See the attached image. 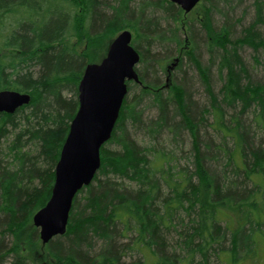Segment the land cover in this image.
Wrapping results in <instances>:
<instances>
[{"label": "trees", "instance_id": "trees-1", "mask_svg": "<svg viewBox=\"0 0 264 264\" xmlns=\"http://www.w3.org/2000/svg\"><path fill=\"white\" fill-rule=\"evenodd\" d=\"M252 6L254 19L235 39L230 38L233 28L227 20L219 29L207 27L210 38L207 39L208 64L202 63L193 45L183 51L209 98L207 106L192 99L194 93L183 80L171 82L164 92L163 85L151 81V77H155L151 65L146 64L138 74V95L131 100L123 99L111 136L100 146L99 168L92 181L73 197L65 233L44 244L55 264H192L193 252H198L201 257L198 264H207V249L219 242L220 232L224 231H220L217 224L218 208L224 206L244 212L245 220L254 214L257 201L252 194L238 198L239 194L229 180L217 181L208 163L213 157L207 149L213 145L200 135L207 124L205 116L210 111L215 115L214 122L222 123V103L232 108L240 107V113L251 106L260 112L264 110V82L251 81L238 50L243 46L253 50L264 48L258 30L264 25V0H253ZM180 13L181 9L169 0H0V49H11L0 57V89L28 92L29 102L16 111L29 107L26 122L31 117L35 119L28 139L35 144L33 157L26 159L18 151L13 154L17 162L13 169L0 162V237L32 221L33 213L45 204L51 193L54 167L69 122L77 109V84L86 64V56L69 47L65 39L70 36L88 40L110 38L129 28L135 34L132 44L138 51L139 48L143 52L152 47L160 49L166 39L174 40L180 46L185 40L179 38L176 30L162 26V21H177ZM205 21L208 25L207 10L201 21L204 27ZM191 37L194 45L197 44ZM143 52H140L139 62L149 59ZM150 59L161 62L157 56ZM214 60L218 62L217 72L222 80L218 94L213 91L209 71ZM187 75H184L185 79ZM64 91L70 96L63 97ZM143 98H148L144 107L137 109ZM145 107L154 109L155 113L143 119ZM1 115L3 120L10 121L14 114ZM262 116L259 113L261 120ZM128 126L133 129V134L141 132L150 140L163 132L174 142L188 139L193 171L182 168L172 173L170 167L165 172L170 163L165 154L156 153L149 159L147 149L137 143ZM234 129L235 144L245 161L243 172L249 178L260 170L264 148L254 147L244 140L245 131L237 119ZM109 144L115 149L109 148ZM245 152L250 164L243 158ZM155 171L161 172L168 189L165 193L161 192ZM34 180H37L36 184ZM255 186L257 189L264 187V178ZM261 202L264 205V199ZM180 207L187 212L197 208L187 229L180 233L182 240L178 246L187 249L184 258L166 250L162 231ZM257 220L258 225H264V218ZM129 229L135 231L134 237L129 243H118V237ZM258 231L264 235L260 229ZM230 238L235 252L242 246L240 243L245 246L250 239L242 232V227ZM14 249L9 247L0 253V264H5L7 254L12 255V264L24 263ZM128 250L141 257L126 261ZM148 257L153 260L147 261Z\"/></svg>", "mask_w": 264, "mask_h": 264}, {"label": "rangeland", "instance_id": "rangeland-1", "mask_svg": "<svg viewBox=\"0 0 264 264\" xmlns=\"http://www.w3.org/2000/svg\"><path fill=\"white\" fill-rule=\"evenodd\" d=\"M252 3L253 0H199L192 7V9L187 12L183 11L177 5L181 9L178 20H170L168 23H164V21H162V26H166V28L171 27L176 30V34L180 36V39H184L185 42L182 40V44L179 46L176 45L174 40L166 39L163 40L160 49H154V47H152L151 50H148V52H143L139 48L140 52L146 53V56H149V59L145 62H139L140 52L132 44V40L135 36L134 32L129 28H125L131 32V44L139 53V61L134 67L137 76L144 70L146 64L151 65L155 71V77L154 75H151V81H158V84L163 85L164 92H166L168 84L171 82L175 83L176 80H183L184 84L188 86L187 88L194 93L192 99L200 101L207 106L209 98H207V94L197 77V73L193 71L190 66L191 64L188 63V58L183 54V51L188 49L186 47L193 45V48H195L197 53H199L202 63L204 65L208 64L210 56H208L207 53V50H209L207 47V43L209 44V41L207 39L210 40V38L208 36L207 27L219 29L227 20L233 28L230 38L235 39L239 37L242 28L249 25L255 17V11ZM204 10H207L208 17V25L206 21L204 22L206 23L204 24L205 27L202 25L203 22H201L203 14H205ZM153 13L157 16L160 15L158 12ZM258 30L262 35V40L264 41V25H261ZM118 33L119 31L113 34L110 38L104 37L95 40L70 36L65 39V43L77 53L84 54L86 56V63H98L105 55L109 42ZM166 33L170 34L168 31ZM191 36H193L194 41L197 42V44L195 43L194 45ZM190 39L192 41H190ZM213 48L216 49L215 47ZM8 50L11 49H0V57ZM238 50L251 81L256 84L264 82V48L260 47L253 50L249 46H243L238 48ZM152 56H157L161 62L156 63L155 61H150ZM179 61H181V63H179ZM217 64L218 62L214 60V62L209 65L211 84L215 94H218L219 87L222 83V80L219 78L220 76L217 72ZM185 74H188L187 79L184 78ZM137 83L138 82L133 80L126 82L127 92L124 98L127 97L128 100H131L132 97H136L138 95L140 86H138ZM61 95L63 97H69L70 93L64 91ZM147 99L148 98H143L142 102L139 103L140 107L137 109L144 107V103ZM239 108L240 107H228L222 103L221 124L214 122L215 115L212 114L211 111L207 113L205 116L207 124L200 135L204 137L205 142L208 141L211 146L213 145L210 149H207V153L213 157V159L209 160L208 163L210 168L215 172L217 181L220 183V180L221 182L225 181V179H227V181L229 180L232 183V187L237 190L239 194L237 196L238 198L243 197L244 195L248 196V194H252L257 201L256 208L254 210V214L251 213L247 220H245L246 213L244 212L239 213L230 208H224V206L218 208L216 214L218 218L217 224L220 227V231L223 229L224 231L220 232L222 238L219 239V242H214L212 246L207 249V264H264V235L258 231L260 229L264 232V225L261 223L258 225L257 220L264 218V205H262L261 202V200L264 199V187H259L257 189V186H255V183H262L263 181L264 160L261 163L262 165L260 166V170H258L257 173H253L249 178H246L242 168L245 165V161L241 157L237 143L235 144L236 131L234 129L235 120L237 119L239 124L242 126V131H245L244 140L247 142L250 141L254 147L263 149L264 110L260 112L257 107L251 106L246 111L240 113ZM16 110L12 113L14 115L10 121L3 120V115L0 117V121L2 120V122H0V162L11 169L17 165V162L13 159V154L18 153L19 151L26 159H31L35 154L32 153L35 150V144L28 140L30 139L29 131L31 126L35 124V119L31 117L29 121L26 122L27 119L25 116L30 111L29 107L24 108L21 112H17ZM154 113V109L145 107V110L142 113L143 119L144 116L149 117L154 115ZM259 113L263 115V120L260 119ZM0 114H5L7 116L10 115V113L2 112ZM224 126H227L228 128L226 129ZM128 129L132 133L133 129L130 126H128ZM133 135L136 138L135 140L137 143L142 144L143 147L147 149L146 155L149 159H152L156 153L162 152L165 154L166 161L170 162L166 166L165 172L170 167V172L172 173H175L178 169L182 168L187 172L193 171L192 150L188 139L183 142H174V140H172L173 138L165 132L154 136L155 138L153 140L143 136L141 132L136 131ZM245 141L243 143V147H245ZM109 145V148L115 149L113 144ZM202 149L206 150L205 148ZM246 152L243 158L247 160V164H250L251 161L248 160L249 155H247ZM237 167H240L241 169H237ZM248 172H250V170ZM163 175L166 174L163 173ZM155 177L158 179L161 192L165 193L168 189L161 177V172L155 171ZM172 178L173 176L171 179ZM191 180L194 182L196 181V178H192ZM33 183L36 184L37 180H34ZM186 205L187 204L184 203V206ZM195 214H197V208H193L190 212H187L184 207H180L175 211L168 227L162 228L163 236L166 239L165 248L168 252H175L177 256H180L181 258H184L187 255V249L180 248L178 246V242L182 240L180 233L187 229L189 226L188 223H190V220L195 217ZM241 227L242 232L250 239H248V243L245 246L243 245V242L240 243L242 246H239L238 250L235 252L234 247L231 244L230 235L234 233L235 230L238 231ZM34 228L35 226L30 220L24 224V226L13 229L5 236L0 237V253L7 251L9 247H14V250L22 256L24 260L23 264H55V260L48 254L45 249V245L42 244L39 238L38 228L36 227V230H34ZM254 230L255 233L257 231L256 234H254ZM134 232V230L130 229L122 232V234L118 237L117 242L120 244L129 243V240L134 237ZM213 249L216 250L213 251ZM219 250L221 252H226L224 254H220L221 252ZM217 251L220 253L217 254ZM193 254V262L191 263L198 264L201 257L198 252H193ZM136 256L141 257V254L137 252L133 253L128 250L125 259L128 261V259L131 260ZM12 259V255L7 254L5 264H12ZM146 260H153V258L150 259L148 257Z\"/></svg>", "mask_w": 264, "mask_h": 264}, {"label": "water", "instance_id": "water-1", "mask_svg": "<svg viewBox=\"0 0 264 264\" xmlns=\"http://www.w3.org/2000/svg\"><path fill=\"white\" fill-rule=\"evenodd\" d=\"M169 1L187 12L199 0ZM138 61L131 32L123 29L98 63L84 66L77 85V109L54 167L50 196L32 215L42 244L65 233L74 195L92 181L100 166V146L111 136L127 92L126 81L139 82L134 69ZM29 100L28 92L0 89V113H13Z\"/></svg>", "mask_w": 264, "mask_h": 264}, {"label": "flooded vegetation", "instance_id": "flooded-vegetation-1", "mask_svg": "<svg viewBox=\"0 0 264 264\" xmlns=\"http://www.w3.org/2000/svg\"><path fill=\"white\" fill-rule=\"evenodd\" d=\"M2 113H4V112H2ZM10 114H12V113H10Z\"/></svg>", "mask_w": 264, "mask_h": 264}]
</instances>
